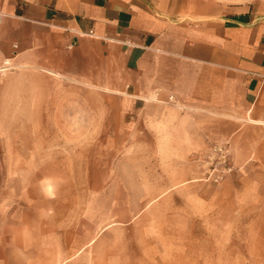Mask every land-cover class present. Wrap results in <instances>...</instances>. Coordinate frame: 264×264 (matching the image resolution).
Wrapping results in <instances>:
<instances>
[{
  "label": "crops",
  "instance_id": "0c3cea01",
  "mask_svg": "<svg viewBox=\"0 0 264 264\" xmlns=\"http://www.w3.org/2000/svg\"><path fill=\"white\" fill-rule=\"evenodd\" d=\"M218 145L234 172L209 204L264 209V12L243 2L0 0V264H201L196 238L136 243L40 205L68 187L56 178L142 176L140 191L173 195L174 223L196 224L195 201L181 195ZM101 146L119 155H86ZM28 192L38 199L21 207Z\"/></svg>",
  "mask_w": 264,
  "mask_h": 264
},
{
  "label": "rangeland",
  "instance_id": "374dc122",
  "mask_svg": "<svg viewBox=\"0 0 264 264\" xmlns=\"http://www.w3.org/2000/svg\"><path fill=\"white\" fill-rule=\"evenodd\" d=\"M197 2L213 5L243 2L257 11L264 12V0H197ZM9 131L11 130H8L7 137L11 138ZM120 147L101 146L100 154L90 152L86 155L100 156L101 163H108L119 153L107 151V148L114 150ZM226 147L228 150V146ZM91 148L93 146H86L87 150ZM229 154L230 166L233 168L231 153ZM209 155L200 161L202 176L188 184L192 192L181 195L182 201H195L196 224L174 223L178 210L173 207V195L140 191L143 184H147L148 179L142 176L56 178V184L68 187L53 193V204H41L40 209L51 207L54 216L84 217L86 230L100 229L101 232H108L111 227L117 233L132 235L136 243L145 240L148 235H169L170 237L167 238L181 239L182 243L188 242L189 238H196L198 256H207L198 260L201 264L204 262L212 264L208 263L209 261L214 264H264V209L237 207L214 209L209 203L218 195L219 188L216 187H220L223 182L230 179L234 171L232 169L231 173L217 181H213V178L209 179L207 173L210 167L207 160ZM120 180L126 186V191H120ZM38 181V178H24L27 184H37ZM76 186L79 187V192L73 190ZM96 186L100 191H93ZM128 189L130 191H127ZM24 196L26 203L21 207H29L27 204L29 201L38 199V193L34 192H28ZM181 211L189 213V210ZM213 218L229 220L230 223H215L211 221ZM233 220H237V223L231 224ZM209 255L213 256L209 258Z\"/></svg>",
  "mask_w": 264,
  "mask_h": 264
},
{
  "label": "built area",
  "instance_id": "2783aa9c",
  "mask_svg": "<svg viewBox=\"0 0 264 264\" xmlns=\"http://www.w3.org/2000/svg\"><path fill=\"white\" fill-rule=\"evenodd\" d=\"M207 160L210 166L207 171L208 178H213V181L220 180L223 176L232 172L230 154L225 145L214 146Z\"/></svg>",
  "mask_w": 264,
  "mask_h": 264
}]
</instances>
